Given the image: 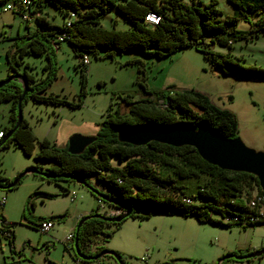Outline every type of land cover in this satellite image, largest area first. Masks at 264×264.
Returning a JSON list of instances; mask_svg holds the SVG:
<instances>
[{
    "label": "rangeland",
    "instance_id": "1",
    "mask_svg": "<svg viewBox=\"0 0 264 264\" xmlns=\"http://www.w3.org/2000/svg\"><path fill=\"white\" fill-rule=\"evenodd\" d=\"M201 1L206 4L210 0ZM215 1L224 15H232L233 6L229 2ZM7 4L11 3L0 5V81L6 79L8 73L9 47L15 43L22 46L19 37L34 32L36 28L41 30L35 16L40 15L56 26H61L67 19L60 11L63 6L45 4L40 14L22 18L16 10H5ZM27 20L28 23L25 22ZM100 26L118 30L131 27L129 21L113 7H108L100 19ZM236 29L248 30L249 24L239 21ZM205 48L217 54H229L242 66L264 68L263 33L253 40L235 41L230 48L208 37L205 45L200 46L202 50ZM55 54V77L46 87L45 94L63 99L67 104L34 102L27 98L21 107L22 118L39 142L46 139L62 149L72 134L95 135L109 115L117 110L127 112L129 105L125 101L153 100L157 93L167 95L195 90L207 96L216 107L233 114L238 137L247 147L264 150V77L225 73L213 64L211 55L193 47L179 49L160 59L136 50L108 55L104 51L86 53L82 60L85 69L67 43L62 42ZM16 58L19 59L18 54ZM47 63L45 55L26 53L17 68L20 74L27 71L41 79L48 74L45 70ZM144 86L150 93L144 91ZM157 103L161 104V101ZM10 109V102H0V132L11 127ZM37 149L38 144L31 155H25L19 147L12 145L0 149V177L12 180L31 166H51L48 161L34 159ZM111 163L120 165L114 157ZM160 166L154 165V170L161 174L170 172L167 167ZM174 179L189 195L195 194L196 186L201 182L194 177ZM89 182L97 191L110 194V190L93 178H89ZM62 188L68 191L64 192ZM255 192L251 200H256ZM72 196L74 199L70 200ZM3 197L5 202L0 212L13 229V240L11 242L0 233V264H77L72 257V249L67 251L63 247L65 237L76 226L82 212L101 211V206L108 208L103 203L98 207L93 193L75 181L56 183L37 173L26 174L13 189L0 190V201ZM256 211L264 213V205ZM62 215H65L63 219L55 220ZM132 215L122 221L106 242H102L103 235L95 238L97 247L105 245L109 250L119 252L127 264H213L231 250L264 247V225L243 229L234 224H203L193 216L149 214L145 206L138 204L132 208ZM211 217L227 224L217 213L212 212ZM40 218H55L52 229L46 234L32 225ZM113 229V226H105L104 232ZM102 259L106 264L113 263L109 257ZM258 259L260 264H264V255ZM256 263L257 259H252L251 264ZM224 264H236V261Z\"/></svg>",
    "mask_w": 264,
    "mask_h": 264
},
{
    "label": "trees",
    "instance_id": "2",
    "mask_svg": "<svg viewBox=\"0 0 264 264\" xmlns=\"http://www.w3.org/2000/svg\"><path fill=\"white\" fill-rule=\"evenodd\" d=\"M21 1L0 0V5L13 4L12 11L16 10L23 18L38 12L40 14L45 4H54L63 6L60 8L61 14L63 17L67 16L61 26L50 24L40 15L35 16L34 20L41 26V30L36 28L34 32L19 37L18 39L23 42L22 46L18 47L15 43L7 50L9 68L6 78L20 74L17 67L26 53L45 55L48 60L45 66L48 74L45 77L37 79L27 71L21 74L27 86L22 103L31 98L34 102L67 104L63 99L45 94L46 87L55 77V52L62 42L69 45L83 69L85 65L82 60L86 53L97 54L98 51H104L105 55H108L136 50L145 56L153 55L160 59L179 49L193 47L201 50L203 54L211 55L213 64L225 73L264 77L262 67L242 66L234 62L229 54L221 55L206 48L200 49L208 37L211 41L230 48L235 41H249L259 33L264 34V0H226L233 6L232 15H224L217 8L215 0H210L206 4L201 0H190L189 3L181 0H32L25 7L19 5ZM108 7L115 8L129 21L131 27L127 30L102 28L100 19ZM149 12L159 15L158 24L151 25L145 21V15ZM239 21L247 22L249 29H236ZM25 22L28 23V20ZM62 34L67 35L68 40L58 41ZM17 54L19 59L16 58ZM25 67L28 68V65ZM144 91L150 93L145 86ZM21 93V84L17 80L10 81L0 88V102L11 103L9 115L11 127L1 132L0 143L16 122V105ZM158 101H161V104L157 103ZM124 103L129 105L127 112L121 113L117 110L103 120L100 129L94 135L96 140L80 155H71L66 150L67 146L60 149L46 139L39 142L23 118L20 125L0 144V149L12 145L19 147L25 155H31L38 144L34 159L48 161L51 166L42 168L36 165L30 169L51 175L52 177L46 178L47 180L56 183L74 181L66 177L69 175L92 187L89 178H93L110 190V194H103L92 187L95 192L132 208L137 204L143 205L149 214L193 216L199 223L230 226L234 223L222 224L215 221L211 213H217L223 218L226 215L257 212L246 206L254 190L257 196L264 199V193L255 176L245 172L222 170L210 165L190 146L172 147L154 141L134 146L117 140L118 127L134 128L150 124L188 125L194 128L208 126L221 137L233 139L238 136V132L236 120L231 112L216 107L207 96L195 90L167 95L157 93L153 100L141 99ZM112 157L116 158L120 165H112ZM158 164L160 167H167L170 172L161 174L155 171L153 166ZM174 177L181 179L194 177L201 179V182L197 184L195 194L189 195L185 193L183 186L175 182ZM12 181L13 179L0 177V186L8 185ZM15 187L7 188L5 191ZM62 189L64 192L68 191L67 188ZM44 195L51 197L50 194ZM93 195L98 201V207L103 203L108 208L122 210L121 206L105 202L94 193ZM90 214L110 217L98 210ZM64 217L65 215H62L57 219H49L61 220ZM129 217H133L132 213ZM122 221L111 223L101 218H91L84 221L77 232L74 228L73 239L76 236L79 252L94 256L106 250L104 246H96L95 238L103 235L102 242H106ZM234 225L241 227L239 224ZM258 225H264V219L241 228ZM0 226L8 232V238L12 242L13 229L5 222L1 212ZM105 226H113L114 229L104 232ZM73 243L72 257L76 260L78 257L75 255ZM64 249L69 251L66 247ZM231 253L239 255L236 252ZM228 261L233 260H225L221 264ZM124 263L127 264L125 261Z\"/></svg>",
    "mask_w": 264,
    "mask_h": 264
},
{
    "label": "water",
    "instance_id": "3",
    "mask_svg": "<svg viewBox=\"0 0 264 264\" xmlns=\"http://www.w3.org/2000/svg\"><path fill=\"white\" fill-rule=\"evenodd\" d=\"M13 80H17L21 84L22 93L16 105V122L11 131L7 133L5 139L8 138L11 135L12 131H14L21 123V103L27 92V86L21 74H14L9 78L0 81V88ZM5 139H3L1 143ZM95 140L96 137L94 135H82L78 133L72 134L68 138L66 150L71 155H80L83 153L86 147ZM117 140L121 143H128L134 146H142L151 141H154L172 147H193L199 157L210 165L216 166L222 170L245 172L255 176L257 178L258 185L261 191L264 193V150L256 151L247 147L238 136L233 139L221 137L208 126L194 128L188 125L163 126L150 124L134 128L118 127ZM28 173H37L45 178L52 177L45 172H38L35 169L28 168L18 174L8 185L0 186V190H5L7 188L16 186L19 181ZM66 177L74 180L79 185L92 191V193H94L101 200L122 207L121 212L118 215L112 217H104L101 214L85 215L77 222L75 226V232H77L81 224L88 219L101 218L107 222L117 223L124 220L132 213L131 206L122 205L114 199H110L103 194L95 192L94 190H92V187H90L82 180L76 179L69 175H66ZM73 241V249L75 255L84 261H97L102 256H110L116 264H125L121 256L112 250H103L99 254L94 256L84 255L78 250L76 236ZM262 255H264V248L250 252L246 255H235L232 253H227L220 257L216 261V264H221L225 260L230 259L234 261L249 260L258 258Z\"/></svg>",
    "mask_w": 264,
    "mask_h": 264
},
{
    "label": "built area",
    "instance_id": "4",
    "mask_svg": "<svg viewBox=\"0 0 264 264\" xmlns=\"http://www.w3.org/2000/svg\"><path fill=\"white\" fill-rule=\"evenodd\" d=\"M32 0H22L21 3H19L20 6L25 7L27 6ZM14 8V5L11 4H7L5 5L4 9L5 10H12ZM73 16V15H72ZM26 18V17H23ZM159 15H157L156 13L153 12H149L145 15V21L151 25H156L159 22ZM64 40H68V36L65 34H62L58 37V41H64ZM87 62V61H85ZM2 133L0 132V137H1ZM74 197H70V200H73ZM5 202V198L3 197L2 200L0 201V205H4ZM187 202H189V200H187ZM262 205H264V199L262 197L259 196V203H251V200L246 204V206L250 209V210H258L259 207H261ZM121 211L120 210H113L111 213H108L107 215L112 217L115 215H118ZM224 221L226 223H234V224H239L241 227H246L249 224L252 223H256L257 221L264 219V213L263 211H259L256 212L255 214L252 213H241V214H237V215H226L225 217H223ZM37 231H39L42 234H46L50 231V229H52L53 227V220L51 219H43V220H39L38 222L32 224ZM0 233L5 235V236H9L8 232L3 229L0 226ZM72 243H73V230L70 231L68 233V235L65 237L64 239V247H66L68 250L71 249L72 247ZM75 262L77 264H99L96 261H84L80 258L76 259Z\"/></svg>",
    "mask_w": 264,
    "mask_h": 264
},
{
    "label": "crops",
    "instance_id": "5",
    "mask_svg": "<svg viewBox=\"0 0 264 264\" xmlns=\"http://www.w3.org/2000/svg\"><path fill=\"white\" fill-rule=\"evenodd\" d=\"M84 135H91V134H89V133H86V134H84ZM113 210H115L114 208H105V207H103V206H101V211H99L100 213H111ZM93 211H96V210H89L88 212H82V214L79 216V218H78V220L82 217V216H85V215H88V214H90V213H92ZM74 228L75 227H73V228H71V230L70 231H72V230H74ZM104 247H105V249L106 250H109L108 249V247H106L105 245H104ZM261 249V248H260ZM256 250H259V249H254V248H247L246 249V251H243V249L242 248H237V249H235V250H231V251H229L228 253H231V252H236V253H238L239 255H246V254H248V253H250V252H253V251H256ZM114 252H116V251H114ZM119 255H120V253L119 252H117ZM121 256V255H120ZM103 257H107V256H102L101 258H99L96 262H98L99 264H106L105 262H104V260L102 259ZM111 259H112V257H111ZM123 259V258H122ZM255 259H257V263L256 264H260V260L258 259V258H255ZM113 260V259H112ZM234 261V260H233ZM254 261V260H253ZM123 262H124V260H123ZM251 262H252V259L251 260H243V261H236V264H251ZM163 263H168V262H163ZM112 264H116L115 263V261L113 260V263ZM161 264V263H160Z\"/></svg>",
    "mask_w": 264,
    "mask_h": 264
},
{
    "label": "bare ground",
    "instance_id": "6",
    "mask_svg": "<svg viewBox=\"0 0 264 264\" xmlns=\"http://www.w3.org/2000/svg\"><path fill=\"white\" fill-rule=\"evenodd\" d=\"M256 200H251V203H259V196L255 198Z\"/></svg>",
    "mask_w": 264,
    "mask_h": 264
},
{
    "label": "flooded vegetation",
    "instance_id": "7",
    "mask_svg": "<svg viewBox=\"0 0 264 264\" xmlns=\"http://www.w3.org/2000/svg\"><path fill=\"white\" fill-rule=\"evenodd\" d=\"M162 264V263H161Z\"/></svg>",
    "mask_w": 264,
    "mask_h": 264
}]
</instances>
